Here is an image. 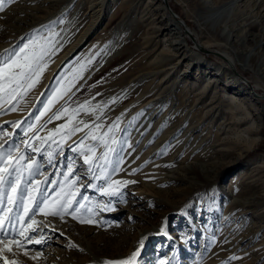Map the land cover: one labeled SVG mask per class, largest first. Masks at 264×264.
Wrapping results in <instances>:
<instances>
[{
  "label": "rangeland",
  "instance_id": "1",
  "mask_svg": "<svg viewBox=\"0 0 264 264\" xmlns=\"http://www.w3.org/2000/svg\"><path fill=\"white\" fill-rule=\"evenodd\" d=\"M168 3L180 22L161 0H0V58L42 54L17 94L0 92V152L83 205L13 220L16 233L5 219L0 264H105L140 246L134 264H264V0L238 1L229 42L200 0ZM169 19L190 31L180 50Z\"/></svg>",
  "mask_w": 264,
  "mask_h": 264
},
{
  "label": "snow or ice",
  "instance_id": "2",
  "mask_svg": "<svg viewBox=\"0 0 264 264\" xmlns=\"http://www.w3.org/2000/svg\"><path fill=\"white\" fill-rule=\"evenodd\" d=\"M0 11H3L2 7H0ZM21 51H23V49H21ZM20 59V56L16 55L13 57L12 54H9L8 57L0 58V92L6 90L9 97L17 94L18 90L25 86L24 82L30 80L32 75L38 70L42 71L39 67V61L42 59V54L39 56H33L31 61L23 65L19 63ZM23 59L28 61L27 56L23 57ZM15 69H20V71H15ZM76 130L78 129H74L73 131ZM33 151H35V149H33ZM104 156L107 157V152H105ZM10 157L11 151L0 152V243H3V237L9 234L4 227L5 219L7 225L12 227V232L16 233L17 229L13 226V220H15L16 224H19L25 217L34 220L35 215L40 212H44L46 215L63 218V215L68 213L69 209H72L70 214L75 218V212L83 205L77 201V206L75 208L72 207L73 200L70 198L72 192L70 190L63 191L65 185H58L57 187L62 191L57 193L54 197L49 196L47 188L40 187L39 182H36L35 184L33 183L32 178L40 175V165L37 164L35 168H33L32 165H28L27 168H21L17 165H9L7 161ZM20 159H24V157L21 156ZM85 163H88L87 159H85ZM22 171H27L28 176L23 179V184L21 186ZM101 175H104L103 169H101ZM64 179L68 181L67 174H65ZM43 183L49 184L52 183V181L45 178ZM73 183L74 181L68 182L69 188H71ZM12 193H15V196H13ZM107 194L114 195L115 193ZM26 199L29 201L28 204H25ZM12 206H15L16 211L12 215H9ZM21 212L24 213V216L20 215ZM25 231H27V229H24L23 226H21L19 235L24 236ZM33 231H35V229H33ZM17 246L23 247V245L19 243ZM4 250L12 251L7 244L0 248V253ZM138 255L139 252H135L126 260L105 261V264H134ZM4 259L5 264H9L7 258L5 257ZM33 259H35V257H33ZM10 264H15V261L10 262Z\"/></svg>",
  "mask_w": 264,
  "mask_h": 264
},
{
  "label": "bare ground",
  "instance_id": "3",
  "mask_svg": "<svg viewBox=\"0 0 264 264\" xmlns=\"http://www.w3.org/2000/svg\"><path fill=\"white\" fill-rule=\"evenodd\" d=\"M162 2H163V4H162V8L164 9V11H169L170 13H171V10H170V8L172 7V6H170L169 5V3H168V0H161ZM238 1L239 0H234L233 2H226V3H224L223 5H221V6H213V5H211L210 3V1L209 0H200V2L202 3V5H203V8H204V11L205 12H209V15L207 16V19H206V23H208V24H210V26L212 27V28H214V29H216L219 33H220V36H222L225 40H226V42H229V41H231L232 40V34L227 30V28H225V27H223V25H224V23L226 22V20L231 16V14H232V12L234 11V8H235V6L237 5V3H238ZM165 3V4H164ZM174 18H176V17H174ZM176 20H179V19H177L176 18ZM176 20H170L169 19V24L167 25V26H165L166 28H170V30H171V34H177V36H175L176 38H175V40L173 41V46L175 47V49H177V50H180L181 48H182V46L183 45H185L186 43H187V34L188 33H186V32H188L189 30L187 29L188 28V26H186V25H184L185 26V31H184V29L182 28V26L179 24V22H180V20H179V22L178 21H176ZM248 24L249 25H251V26H256V25H258V22L257 21H255V20H251L250 22H248ZM189 33H190V31H189ZM195 40H196V38H195ZM200 41V40H199ZM196 43H198V42H196ZM198 46H199V48L200 49H202V50H204L203 48L204 47H206V48H208L207 47V45H205L204 43H198ZM261 46V43L258 45V47H260ZM74 47V46H73ZM171 47V46H170ZM73 49V48H72ZM72 51V50H71ZM71 51H69L66 55L67 56H69V54L71 53ZM169 51V50H168ZM172 52V51H171ZM181 52V51H180ZM178 53H179V51H178ZM173 54V53H172ZM222 55H223V57L225 58V60H227V62L229 63V65L231 66V67H234V68H236V70L238 69V65H239V59H236L235 57H233V56H231L228 52H226V51H223V53H221ZM220 54V55H221ZM175 55V54H174ZM178 55V54H177ZM221 55V56H222ZM248 57V56H247ZM242 63V67L243 68H245L246 66H248V60L246 59L245 60V62H241ZM226 71H228V73H229V76L227 77V81L228 82H230L232 85H229L231 88H233V87H236V86H234V84L235 85H242V82L240 81V79H239V77H237L236 75H235V73H233V71L231 70V68L227 65L226 67ZM225 74V73H224ZM214 81H217V79H212V81H210V82H214ZM211 84V83H210ZM207 86V85H206ZM244 86V85H243ZM253 86V88L254 89H256L257 87L255 86V85H252ZM244 88H246V86H244ZM247 89V88H246ZM227 97H228V99L229 100H231V101H236L237 99H235V97H233L232 95H229V93L228 94H225ZM228 100V101H229ZM234 103V102H233ZM237 105H238V103H237ZM242 106V105H241ZM236 107V106H235ZM242 110V109H241ZM237 111H238V109H237ZM239 113V112H238ZM240 114H242V113H240ZM244 115V114H243ZM247 116H249V115H247ZM238 117V116H237ZM236 117V118H237ZM240 118V117H239ZM247 118V117H246ZM240 119H243V117L242 118H240ZM245 120V119H244ZM231 121V120H230ZM245 124V123H244ZM251 124H253V123H251ZM240 125V124H239ZM244 126V125H243ZM250 126V125H249ZM247 127L246 126V128L245 129H243V136H245V137H249L250 136V133L251 132H249L250 130H252L253 128L252 127ZM255 126V125H254ZM254 129H255V127H254ZM240 131V130H239ZM240 132H242V131H240ZM240 134V133H239ZM247 134V135H246ZM241 135H242V133H241ZM244 137V138H245ZM246 140H247V138H246ZM87 248H91V246L90 245H88L87 246ZM86 248V249H87ZM137 250V252H140L141 251V246L140 247H138V249H136ZM122 258H126L125 256H122ZM115 261H118V259L117 260H115Z\"/></svg>",
  "mask_w": 264,
  "mask_h": 264
},
{
  "label": "water",
  "instance_id": "4",
  "mask_svg": "<svg viewBox=\"0 0 264 264\" xmlns=\"http://www.w3.org/2000/svg\"><path fill=\"white\" fill-rule=\"evenodd\" d=\"M170 10H171V14H173L174 15V13H172V9L170 8ZM175 17H177L176 15H174ZM179 18V17H178Z\"/></svg>",
  "mask_w": 264,
  "mask_h": 264
}]
</instances>
